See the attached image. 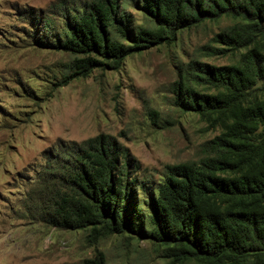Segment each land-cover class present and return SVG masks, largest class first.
<instances>
[{
    "label": "trees",
    "instance_id": "trees-1",
    "mask_svg": "<svg viewBox=\"0 0 264 264\" xmlns=\"http://www.w3.org/2000/svg\"><path fill=\"white\" fill-rule=\"evenodd\" d=\"M129 1L144 25L125 0H95L69 16L66 39L54 48L74 56L75 74L86 78L205 22L235 20L217 36L220 47L204 49L243 52L239 63L195 61L173 87L178 106L221 134L204 145L203 159L168 166L159 182L141 178L115 137L62 146L27 194L32 216L95 241L126 234L150 241L175 263L264 264V0ZM82 264L107 262L98 253Z\"/></svg>",
    "mask_w": 264,
    "mask_h": 264
},
{
    "label": "rangeland",
    "instance_id": "rangeland-1",
    "mask_svg": "<svg viewBox=\"0 0 264 264\" xmlns=\"http://www.w3.org/2000/svg\"><path fill=\"white\" fill-rule=\"evenodd\" d=\"M93 1L0 0V264H82L98 253L107 264H180L128 234L95 241L88 231L49 227L32 216L27 194L62 146L102 134L128 148L147 182L162 181L168 166L203 159L221 130L178 106L173 87L195 61L239 63L243 52L204 49L220 47L217 36L236 21L205 22L174 44L128 57L117 71L84 78L72 68L74 56L54 47L66 39L69 16Z\"/></svg>",
    "mask_w": 264,
    "mask_h": 264
}]
</instances>
